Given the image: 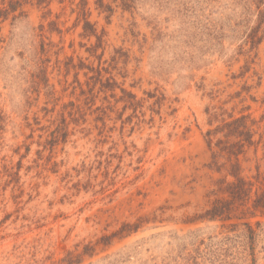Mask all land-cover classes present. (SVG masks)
Segmentation results:
<instances>
[{
	"label": "rangeland",
	"instance_id": "rangeland-1",
	"mask_svg": "<svg viewBox=\"0 0 264 264\" xmlns=\"http://www.w3.org/2000/svg\"><path fill=\"white\" fill-rule=\"evenodd\" d=\"M258 9L255 0H52L6 22L0 221L20 220L5 232L34 218L40 228L18 242L66 239L62 254L141 221L137 234L95 260L122 250L130 263L159 264L175 234L205 228L184 222L207 208L206 194L224 175L207 168L206 132L229 115L264 117ZM263 144L240 156L252 182L256 166L264 170Z\"/></svg>",
	"mask_w": 264,
	"mask_h": 264
},
{
	"label": "trees",
	"instance_id": "trees-1",
	"mask_svg": "<svg viewBox=\"0 0 264 264\" xmlns=\"http://www.w3.org/2000/svg\"><path fill=\"white\" fill-rule=\"evenodd\" d=\"M52 0H0V43L3 25L12 24L28 14V7L48 9ZM258 4L260 23L255 37L264 26V0H255ZM85 32L94 35L93 26L85 21ZM264 38L258 39L261 42ZM100 39V38H99ZM224 114L222 113L221 116ZM217 121L218 116H213ZM258 136V141L255 138ZM206 144L211 153V162L207 168L217 174H224L213 183L208 191L207 208L201 214L188 218L186 224H205V228L190 230L182 235L175 234L168 242V250L159 264H260L264 261L259 250L261 228L264 224L255 218L259 213L264 216V170L256 166V174L250 178L243 176V165L240 156H245L250 148L260 145L264 140V117L259 121L250 115L222 119L219 124L205 134ZM264 145V144H263ZM255 181L259 184L255 188ZM19 208L15 213L23 211ZM13 214H6L0 221V264H133L131 253L122 250L95 260L106 252L115 242H121L137 234L141 229V221L122 223L120 228L109 234H102L95 241H80L70 247L57 250L66 239L56 243H46L42 238L23 239L32 228L39 229L34 218H21V225L13 235L5 231L19 222V216L11 221ZM212 224V226H210ZM204 229H212L208 236H202ZM27 230L26 232H22ZM9 239L10 249H1ZM139 264H154L141 262Z\"/></svg>",
	"mask_w": 264,
	"mask_h": 264
}]
</instances>
